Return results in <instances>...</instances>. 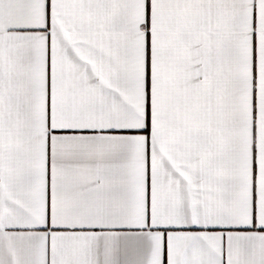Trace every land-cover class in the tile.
<instances>
[{
	"label": "snow or ice",
	"instance_id": "obj_1",
	"mask_svg": "<svg viewBox=\"0 0 264 264\" xmlns=\"http://www.w3.org/2000/svg\"><path fill=\"white\" fill-rule=\"evenodd\" d=\"M0 264H264V0H0Z\"/></svg>",
	"mask_w": 264,
	"mask_h": 264
}]
</instances>
